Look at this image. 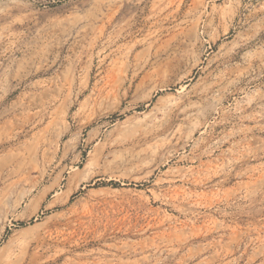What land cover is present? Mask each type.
<instances>
[{
    "label": "rangeland",
    "instance_id": "374dc122",
    "mask_svg": "<svg viewBox=\"0 0 264 264\" xmlns=\"http://www.w3.org/2000/svg\"><path fill=\"white\" fill-rule=\"evenodd\" d=\"M0 264H264V0H0Z\"/></svg>",
    "mask_w": 264,
    "mask_h": 264
},
{
    "label": "bare ground",
    "instance_id": "6f19581e",
    "mask_svg": "<svg viewBox=\"0 0 264 264\" xmlns=\"http://www.w3.org/2000/svg\"><path fill=\"white\" fill-rule=\"evenodd\" d=\"M36 183H34V185H35ZM32 187V186H31ZM47 193V192H46ZM17 207V206H16Z\"/></svg>",
    "mask_w": 264,
    "mask_h": 264
}]
</instances>
